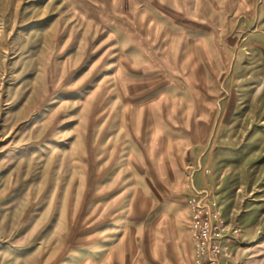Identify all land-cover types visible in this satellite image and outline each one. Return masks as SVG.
<instances>
[{"label": "rangeland", "instance_id": "374dc122", "mask_svg": "<svg viewBox=\"0 0 264 264\" xmlns=\"http://www.w3.org/2000/svg\"><path fill=\"white\" fill-rule=\"evenodd\" d=\"M0 264H264V0H0Z\"/></svg>", "mask_w": 264, "mask_h": 264}]
</instances>
